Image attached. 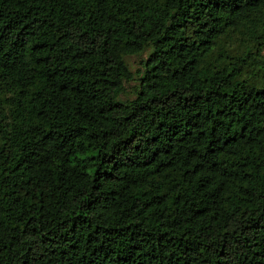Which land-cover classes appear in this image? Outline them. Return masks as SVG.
Segmentation results:
<instances>
[{"label":"trees","instance_id":"obj_1","mask_svg":"<svg viewBox=\"0 0 264 264\" xmlns=\"http://www.w3.org/2000/svg\"><path fill=\"white\" fill-rule=\"evenodd\" d=\"M0 264H264V0H0Z\"/></svg>","mask_w":264,"mask_h":264}]
</instances>
